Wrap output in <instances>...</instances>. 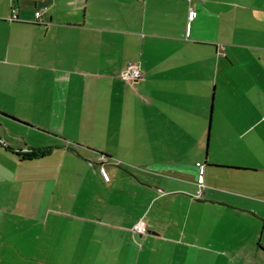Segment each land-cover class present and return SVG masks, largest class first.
Returning a JSON list of instances; mask_svg holds the SVG:
<instances>
[{"label": "crops", "instance_id": "1", "mask_svg": "<svg viewBox=\"0 0 264 264\" xmlns=\"http://www.w3.org/2000/svg\"><path fill=\"white\" fill-rule=\"evenodd\" d=\"M0 110V264L264 263V0H0Z\"/></svg>", "mask_w": 264, "mask_h": 264}, {"label": "rangeland", "instance_id": "2", "mask_svg": "<svg viewBox=\"0 0 264 264\" xmlns=\"http://www.w3.org/2000/svg\"><path fill=\"white\" fill-rule=\"evenodd\" d=\"M7 122L10 124L9 133L11 135H12V132L14 133L13 136L7 137L8 139H10V140L13 139L14 142L20 141L23 143L24 138H26L27 141L33 138L36 141L39 139L42 143L46 142L45 140H43L46 137V136H44V134H41V133L38 134L36 132V130H32L33 132H31V134L34 137L29 134L30 136H29V138H27L28 131L26 128H24L23 126H21L20 124H18L16 122H11L10 120H7ZM2 130H3V126L0 124V139L2 140V144L4 145V140L1 137V136H3V133H1ZM39 130L42 132H46V130H43V129H39ZM51 135H53V134H51ZM48 141L49 140L47 139V142ZM54 155L57 156L56 161L59 162V158L62 157V154L57 152ZM76 159L78 160V162H79V160L81 162H82V160L84 162L86 161L83 158H76ZM74 165L75 166H81V163L80 162L74 163ZM86 165H88V164H86ZM89 165H91L90 162H89ZM58 197H60L59 194H58ZM66 225H68L67 222L62 221L61 223H59L58 226H62V229H64V227H66ZM91 238H92L90 240L91 248L89 249L90 250L89 251V264H131L132 263L134 253H135L134 249L131 248L129 253H124L125 250H127V252H128V247L122 251L113 250V246L115 245V241L112 238L105 239L102 242H98V237H97V239H94L93 237H91ZM62 240H63L62 233H59L58 242H57V249H56L57 252L59 251L60 243L62 242ZM162 254L163 253L161 252V247H159L157 253L154 255L153 262H152L150 260V258H148L146 256V254L143 250V252L141 253V256L139 258L138 264H172L168 260L169 257H171L170 252L166 251V253L164 255H162ZM57 255L58 254L56 253L55 256H57ZM262 256H264V253H260L258 255V258H261ZM223 259L225 260V258H223ZM217 262L219 264H221V259L218 257V255H217ZM217 262H216V264H217ZM229 264H246V261L243 260V258H242V262L239 260H236V261H231V263H229Z\"/></svg>", "mask_w": 264, "mask_h": 264}, {"label": "built area", "instance_id": "3", "mask_svg": "<svg viewBox=\"0 0 264 264\" xmlns=\"http://www.w3.org/2000/svg\"><path fill=\"white\" fill-rule=\"evenodd\" d=\"M12 10L14 12L12 17H16L17 7L13 6ZM194 15H195V9H194V7L190 6L189 17L193 18ZM36 16L41 18V11L40 10H36ZM40 20H42V19H40ZM142 74H143V69H142L140 63L137 61H130L127 64L126 68L122 72V75L131 81H134L135 79L139 78L140 76H142ZM99 169H100V172H101L102 176L104 177V179L109 180L111 178V174L105 165H103V164L100 165ZM197 181L199 183V187L195 191V195L201 196V194L204 191V186H205L202 171L198 175ZM138 227H140V226L138 225Z\"/></svg>", "mask_w": 264, "mask_h": 264}, {"label": "trees", "instance_id": "4", "mask_svg": "<svg viewBox=\"0 0 264 264\" xmlns=\"http://www.w3.org/2000/svg\"><path fill=\"white\" fill-rule=\"evenodd\" d=\"M0 113L5 114V115H8V116H10V117H12L14 119L20 120V119L14 117L13 115H10V114H8V113H6L4 111H1L0 110ZM9 148L14 149L11 146H9ZM51 148H52L51 146H32V147L29 146V147L26 148V150L21 151L20 149H18L17 151H20L22 153H27L28 152V153H31V154H36V153H40V152L41 153L42 152H45L47 150H50ZM253 264H257V263H253Z\"/></svg>", "mask_w": 264, "mask_h": 264}]
</instances>
